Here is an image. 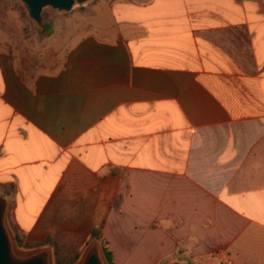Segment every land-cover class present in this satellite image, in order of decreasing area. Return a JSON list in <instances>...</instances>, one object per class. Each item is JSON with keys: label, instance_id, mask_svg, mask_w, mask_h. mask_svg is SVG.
Returning a JSON list of instances; mask_svg holds the SVG:
<instances>
[{"label": "crops", "instance_id": "obj_1", "mask_svg": "<svg viewBox=\"0 0 264 264\" xmlns=\"http://www.w3.org/2000/svg\"><path fill=\"white\" fill-rule=\"evenodd\" d=\"M53 20L29 41L0 21L13 233L84 247L103 226L116 264H264V0H96Z\"/></svg>", "mask_w": 264, "mask_h": 264}, {"label": "water", "instance_id": "obj_2", "mask_svg": "<svg viewBox=\"0 0 264 264\" xmlns=\"http://www.w3.org/2000/svg\"><path fill=\"white\" fill-rule=\"evenodd\" d=\"M20 3L27 17L38 29H44L45 12L70 15L77 8L86 7L96 0H14ZM10 198L0 193V264H54L52 248L21 251L9 226ZM77 264H107L103 250L97 241L85 249ZM164 264H193L188 259H178Z\"/></svg>", "mask_w": 264, "mask_h": 264}, {"label": "rangeland", "instance_id": "obj_3", "mask_svg": "<svg viewBox=\"0 0 264 264\" xmlns=\"http://www.w3.org/2000/svg\"><path fill=\"white\" fill-rule=\"evenodd\" d=\"M79 9L80 8H77L74 11L79 10ZM55 17H57V14H54L50 11L45 12V15H44L45 28L43 29L45 34H43V35H46L47 32L53 30V28H54V20L53 19ZM20 19L24 25H27V26H24L22 28L26 32L25 35H26L27 41H29L32 37V34H30V31H32V30L33 31H41L42 30V29H38L35 26V24L27 17L26 11L20 3L14 1V0H0V21H2L3 25H4V23H6L5 25L7 26V28L10 31L11 30L13 31L15 29L18 30L17 25H18V23H19L18 21H20ZM8 222H9V220H8ZM9 226H10V224H9ZM117 231H118L117 229H114L116 241L118 243H121L122 239L120 238V235H117V233H116ZM93 241H97V240H91V241H89L90 242L89 244H91ZM123 241L125 242V240H123ZM97 242L99 243V245L102 249L101 243L99 241H97ZM88 246L89 245H85L84 247H82V244L78 243L76 246L73 245L71 247H66V248H67V250L71 251L70 253L73 255L75 253H79V254L83 253ZM119 248L125 250L126 246L125 245H119ZM20 250L21 251H32V250H23V249H20ZM53 254H54V252H53ZM79 260L75 264H77L79 262ZM54 264H55V257H54Z\"/></svg>", "mask_w": 264, "mask_h": 264}, {"label": "trees", "instance_id": "obj_4", "mask_svg": "<svg viewBox=\"0 0 264 264\" xmlns=\"http://www.w3.org/2000/svg\"><path fill=\"white\" fill-rule=\"evenodd\" d=\"M43 32V31H41ZM15 240L20 249L23 250H35L39 248L50 247L53 249L55 264H75L80 258L82 253L71 254L66 247L76 246L79 240H73L61 234H57L53 237H48L40 243H26L20 235L14 233ZM91 240H97L102 245L104 257L108 264H116L114 254L110 249L107 240L104 238L103 226L92 231ZM90 240V241H91ZM88 242L87 245H89Z\"/></svg>", "mask_w": 264, "mask_h": 264}, {"label": "built area", "instance_id": "obj_5", "mask_svg": "<svg viewBox=\"0 0 264 264\" xmlns=\"http://www.w3.org/2000/svg\"><path fill=\"white\" fill-rule=\"evenodd\" d=\"M225 264H234V263H233V261H232V260H230V259H227V260H226V262H225Z\"/></svg>", "mask_w": 264, "mask_h": 264}]
</instances>
